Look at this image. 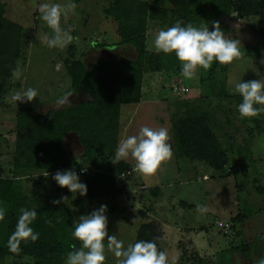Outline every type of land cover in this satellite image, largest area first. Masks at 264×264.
<instances>
[{
    "label": "rangeland",
    "instance_id": "rangeland-1",
    "mask_svg": "<svg viewBox=\"0 0 264 264\" xmlns=\"http://www.w3.org/2000/svg\"><path fill=\"white\" fill-rule=\"evenodd\" d=\"M41 2L45 0H9L10 17L22 24L24 39L18 63L19 78L9 79L5 84L8 93L0 97L2 174L10 169L8 163L11 159L13 161L15 156L12 154L13 147H10L15 143L16 110L21 105H35L39 98H45L49 94L58 96L70 89L71 77L65 71L64 60L69 56L71 48L73 51V46L76 55L82 56L88 65L100 58H129L134 50L131 44H116L120 39L116 29L117 23L104 9L111 0H74V11L69 13L66 21L63 18L61 20V27L71 32L73 40L62 49L48 48L38 39V35H52V31L39 18L37 8ZM55 2L67 4L71 0ZM150 3L152 6L168 10L165 17L161 16L162 20H151L149 23L147 48L154 51L152 42L158 31L173 26L182 18L173 12L177 11L176 0H150ZM256 19L239 18L236 12L221 17L188 19V23L196 27L207 25L210 30L213 21L219 22L226 38L239 41L241 57L231 64L215 68L213 61L210 69H198L197 77L187 80L182 77L179 61L170 66L171 68L161 70L162 73L147 71L145 82L148 88L144 89L145 101L126 130L129 136L137 135L142 126L156 129L165 127L169 133L168 143L174 150L176 147L172 136L173 129L168 116L170 110L175 111L176 102H191V106L212 110L216 119L214 130L230 156V162L223 170L217 171L204 162L198 166L199 172L193 171L189 165H180L179 171V168L173 165L176 157L172 153L160 166V169L165 168L164 178L161 179L167 186L166 192L164 191L160 198H152L147 192L140 196L131 195V200L125 198L124 194H120L118 198L102 200L90 199L87 195L69 194L67 187L57 189L56 182L52 179L55 173L50 175L46 192L51 196L68 197L69 202L76 200L72 204L75 208V219L102 204L107 205L108 232L123 240L125 247L134 243L137 230L143 222L158 219L163 230L161 246L167 251L172 264H258V261L264 258V193L259 191L264 189V112L251 118H241L238 112L240 95L229 91L232 85L240 80L264 81V40L251 26ZM95 42H103L110 47V43L115 44L111 48L97 47ZM150 74L155 77L151 84L159 87L158 92L163 97L157 99L158 94L155 92V95L153 91L151 95L154 94V102L153 99H147L146 95L150 92ZM29 87L37 91V97L33 101L12 102L11 95L14 92ZM169 99L173 100V106L171 103L165 104L164 100ZM50 108L57 107L53 105ZM255 119L260 121L262 130L258 129ZM68 141L72 145L75 142L71 137ZM41 170L33 167L23 171V174L27 173V177L23 182L19 181L22 186L20 195H38L45 192L41 185L32 181L33 178L43 176L44 172ZM77 174L84 183L90 175ZM158 177L160 179L159 174ZM122 183L124 184V178L118 181V186H124ZM130 184L140 187L134 179H131ZM139 190L137 188L136 193ZM198 205L206 207L207 211L199 212ZM251 207H261V210L253 213L243 224L237 222L235 218L238 214ZM238 231L243 232V237L237 234ZM242 238L252 243L249 257L232 249ZM66 256L67 254L63 255L64 261ZM105 256L104 264H116V258L110 251L106 250ZM27 261L34 262L35 258L25 256L18 259L11 255L0 258V264Z\"/></svg>",
    "mask_w": 264,
    "mask_h": 264
},
{
    "label": "trees",
    "instance_id": "trees-1",
    "mask_svg": "<svg viewBox=\"0 0 264 264\" xmlns=\"http://www.w3.org/2000/svg\"><path fill=\"white\" fill-rule=\"evenodd\" d=\"M176 4L177 11L173 12L180 15L185 25L188 19L221 17L234 12L239 18L256 17L251 25L252 29L264 40V0H176ZM104 9L117 23L120 39L116 44H131L136 57L120 61L101 59L88 67L82 58L76 57L74 46L73 51L70 46V54L64 63L71 77L72 88L77 92H85L89 99L46 113L39 112L35 106L19 107L16 110L14 175H0V202L6 208L5 219L0 222V258L7 255L18 259L32 256L35 258L34 262L16 264H63V255L68 254L72 246L76 245L70 235L75 220L72 204L76 200L69 202L66 199L60 204L52 203L65 196H51L46 192L50 175L67 169L90 174L86 180L87 197L95 200L114 199L121 192L117 177L131 170L125 160L117 164L111 161L120 141L121 106L141 100L145 71L169 69L178 61L174 53L157 54L147 48L150 21L162 20L161 16L165 17L168 10L152 6L150 0H111ZM23 39L22 24L10 17L9 0H0L1 98L8 93L5 84L13 77V70H18ZM110 44L112 47L115 43ZM95 45L106 46L103 42H96ZM219 65L215 62L214 68ZM240 99L242 101L241 96ZM172 120L177 157L205 162L217 171L229 164V153L214 130V111L188 106L185 112ZM255 122L258 129L262 130L260 121L255 119ZM70 132L76 133L83 146L80 157H71L65 147L64 139ZM22 167L23 170L20 169ZM33 167L41 168L44 172L41 178H33L32 181L41 185L45 192L20 195L22 186L19 184L20 180L16 181L17 173ZM45 174L49 176L46 177ZM26 177L27 174L25 179ZM21 181L23 182L22 177ZM60 188L57 185V189ZM259 191L264 193V189ZM67 192L71 194L68 188ZM22 207L35 208L37 211V218L31 226L39 233V238L35 242H21L19 252L11 253L6 242L15 230ZM260 210L261 207H251L239 213L235 219L243 224L248 217ZM237 234L243 237L242 231ZM162 235L161 222L151 219L139 226L134 242L155 240L158 248L163 249ZM232 249L249 257L252 243L242 238Z\"/></svg>",
    "mask_w": 264,
    "mask_h": 264
},
{
    "label": "clouds",
    "instance_id": "clouds-1",
    "mask_svg": "<svg viewBox=\"0 0 264 264\" xmlns=\"http://www.w3.org/2000/svg\"><path fill=\"white\" fill-rule=\"evenodd\" d=\"M74 0L67 4L45 0L38 4L39 18L52 31L51 36L40 37L41 43L48 48H64L73 40L69 30L61 27L62 18L66 21L69 13L74 11ZM153 49L157 54H175L180 62L181 74L185 79H193L198 75V69L207 71L213 61L220 65H228L241 57L239 41L225 37L219 22H212V30L207 25L196 27L192 23L184 24L177 20L175 24L166 29H160L154 36ZM13 77L19 78V71L13 70ZM229 91L239 94L242 101L238 104L241 118H251L264 112V81L252 79L235 82ZM66 94L58 103L64 104ZM37 97V91L31 87L16 91L11 95L12 102H29ZM168 129H159L142 126L137 135H129L122 139L116 148L111 160L117 164L121 160H134L133 171L144 176H150L158 170L162 162L172 155ZM47 177L48 174H45ZM52 179L60 187H67L72 194L86 196L87 184L80 180L79 175L72 169L58 170ZM68 197L53 200L60 204ZM107 205L102 204L91 212L81 214L75 219L70 229L71 238L78 246L73 245L67 254L64 264H104L105 252L110 251L116 258V264H172L166 250L158 248L155 240H136L126 247L124 241L108 232ZM199 212H206L204 206H197ZM6 208L0 202V222L5 219ZM37 218L35 208L22 207L19 210L15 230L9 235L6 242L11 253H18L21 242L31 240L35 242L39 233L31 226ZM264 264V258L258 261Z\"/></svg>",
    "mask_w": 264,
    "mask_h": 264
},
{
    "label": "crops",
    "instance_id": "crops-1",
    "mask_svg": "<svg viewBox=\"0 0 264 264\" xmlns=\"http://www.w3.org/2000/svg\"><path fill=\"white\" fill-rule=\"evenodd\" d=\"M106 47H110V46H106ZM74 48H75V46H74ZM134 50H132L133 53H132L131 57L125 58V59H134L136 57V52ZM75 54H76V51H75ZM76 57L82 58L83 61L86 63V65L88 67H92L95 64L96 61L101 60V59H113V60H116V59L110 58V57L109 58H100V59L94 61L92 65H88L87 62L85 61V59L82 56H77L76 55ZM120 60H124V59H120ZM120 60H118V61H120ZM65 71H66V68H65ZM146 72L147 71H145L144 76H143L141 100L138 103H126V104H123L121 106V114H120L121 134H120V141L128 136V134L126 132L127 127H129L130 122L134 118V115L137 113V111L143 105V103L145 101L144 100V94H145L144 89H145V87H146V89L148 88V86H146V82H145V79L147 77L146 76ZM156 72L162 73L161 71H155V73ZM149 76H150L149 77L150 82H149V89L148 90H150V92H147V94H146V95H148L147 99L152 100L154 98L153 95L155 94V92L158 94L157 95V99L163 98L162 95L158 92L159 87L153 86L151 84L152 81L155 80V77H152L151 74ZM183 79H185V78L183 77ZM185 80H187V79H185ZM185 80H183V81L185 82ZM159 85H160V82H159ZM153 91H154V94L151 95ZM68 93H71V95H69L67 97L66 102L64 104L58 103V101L61 98H63ZM165 97H167V95H165ZM88 99H89V95L86 94L85 92H83V91L77 92V91L73 90L72 81H71V87L65 94H60L58 96H57V94H55L54 96H51L49 94L48 96H45V98H39L38 102L35 105H31V106L37 107L38 111L41 112V113H46L49 110H57L59 108L67 107V106H70V105H76L79 102H82V101H85V100H88ZM152 101L154 102V99ZM164 101H165L166 105L168 103H171V105L173 106V100L169 99L167 101L166 100H164ZM191 101H193V99ZM174 103H175V101H174ZM176 103H177V105H175V108H174L175 111L172 112L173 111V109H172V111L170 110V115L167 114V115H169L168 117H170L169 124L171 125V127H172V119H173V117H175L179 113L182 114V112H183V110L185 108H187L188 106H191V104H190L191 102H185V103L181 102V104H178L179 102H176ZM53 105H56L57 108L56 109L50 108V106H53ZM20 107H23V106L21 105ZM27 107H29V106H27ZM172 129H173V127H172ZM14 136H15V132H14ZM172 136H173V133H172ZM70 137H71V139L75 140L73 145L69 144L68 140H69ZM5 138H6V136H5ZM11 139L9 141H11ZM64 144H65V147L68 149L71 157H80L81 154L83 153V146L80 144V142L78 140V137H77L75 132H70V133H68L65 136ZM12 147L13 146H11L10 149ZM172 153L176 157L175 158L176 161L174 162L175 164L173 163V165H174V167L177 166L176 168L177 169L179 168V171H181L180 165H189L193 171H195V172L198 171L199 172V170H197L198 166L201 165L202 163H204L202 161L190 160L189 158L177 157L176 148H174ZM1 156H3V155H1ZM1 156H0V158H1ZM126 162L130 165L131 170L129 172H127V174H122V175H119L117 177V183H118L119 180H123V178H124V184L122 183L124 186L120 187L121 192L116 196V198H118V196L120 194H124L125 198L127 197L128 200H129L131 198V195L132 196H135V195H139L140 196V195L144 194L145 192H147V194H149L152 198H160L163 195L164 191L166 192L167 186L163 184L164 181H163V179H161V177L164 178L163 172H164L165 168L164 169L163 168L160 169V167H159L158 170L156 171V173H154V174H152L150 176H144V175L140 174L139 172L133 171V167H134V163H135L134 160L129 158L128 160H126ZM204 164H206V163H204ZM8 165L10 167V169L8 168L9 171H7L8 170L7 169L6 173H3V174H2V172H0L1 176H3L4 174L5 175L6 174L14 175L13 170L15 169V167H14V163H13L12 159L10 160ZM24 165L27 166L26 163H24ZM1 168H0V171L2 170ZM20 169L23 170V167L20 168ZM17 174L18 175L16 177V181H19V180H21V177H22V179H24L25 175L27 173L23 174V172H19ZM19 174H21V175H19ZM158 174L160 175V179L158 177ZM141 175L143 176V178H141ZM18 176H20V177H18ZM131 179H134L135 183L138 182L140 184V187L130 184L131 183ZM169 186H170V184H169ZM137 188L140 189L138 193H136V191H135V190H137ZM169 194H171V193H169ZM133 201H135V200H133ZM73 209L75 211L74 207H73Z\"/></svg>",
    "mask_w": 264,
    "mask_h": 264
},
{
    "label": "built area",
    "instance_id": "built-area-1",
    "mask_svg": "<svg viewBox=\"0 0 264 264\" xmlns=\"http://www.w3.org/2000/svg\"><path fill=\"white\" fill-rule=\"evenodd\" d=\"M185 90H188V88H184Z\"/></svg>",
    "mask_w": 264,
    "mask_h": 264
}]
</instances>
